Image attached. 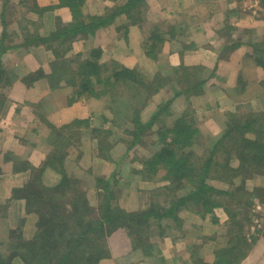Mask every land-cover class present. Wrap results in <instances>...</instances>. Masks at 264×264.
Wrapping results in <instances>:
<instances>
[{
    "label": "trees",
    "instance_id": "16d2710c",
    "mask_svg": "<svg viewBox=\"0 0 264 264\" xmlns=\"http://www.w3.org/2000/svg\"><path fill=\"white\" fill-rule=\"evenodd\" d=\"M6 2L8 0H5ZM83 3L84 0H57L50 6L31 8V11L39 16L60 7H66L71 14L69 24H62L57 20L56 29L48 38L34 36L28 39V44L43 42L53 52L55 60L52 69L53 73L57 74V81L54 82L53 79V82H50L49 90L71 87L77 88L78 91L81 89L82 92H90L97 83L106 86L112 81L111 87L116 83L123 84L126 88L134 90L135 96L138 95L137 97L149 102L158 92L172 89V97L157 105L145 123L139 119L134 120L135 128L128 138L126 136L129 131L123 130L125 138L120 137L119 141H130L128 148L138 143L147 130L149 136L152 135L151 130L156 121L162 120L161 117L170 116L172 123L169 126L164 124L155 131L160 143L153 144L151 158L142 163V168L131 167L123 179L111 175L107 178L98 177L93 181L95 207L89 203L87 195L79 193L77 186L80 185V177L72 178L65 170L59 169V181L47 187L40 180V176L33 179V171L30 170L31 177L25 185L14 189L12 193L18 195L12 196L20 195L28 212L38 216L37 229L30 240L20 232H13L15 243L8 245L6 256L0 249V264H14L16 260H21L23 264H99L101 259L110 257L107 237L118 229L126 232L133 250L141 249L144 255L153 256L156 244L150 240L157 235L167 237L169 225L166 227L165 222H179L180 212L187 211L201 220L208 216L210 222L218 225V215L215 214L221 210L228 217L224 234L219 235V238L210 239H222L223 242L215 245L217 247L211 251V258L207 256L210 261L203 260L204 253H197L191 259V264H240L264 233L257 229L254 234H249L250 240L246 238L249 233L246 227L253 221L249 210L252 200L247 196L243 197L246 177L264 178V113H251L243 117L240 115L241 111L235 110L227 115L218 135H205L204 133L211 131L205 119L215 117L221 120L219 116H211L214 113L211 112L212 109L200 116L190 111V106L178 114L168 111L170 104L177 98L185 96L188 101L201 93L202 83L196 82L193 76L191 79L187 78V75L197 69L189 70L183 67L178 74L166 77L156 71L151 79L137 71L115 66L110 74L102 77L98 71L99 66L87 61L78 62L77 68L74 67L78 71L72 70L67 59L63 57L68 50L64 46L111 22L107 16L84 17L81 11ZM19 4L23 5L24 0H20ZM119 13L121 12L118 11L117 14ZM261 46L257 52L264 58V48ZM257 63L264 69L261 59L257 60ZM82 68L85 71H80ZM195 76L197 78V73ZM4 78L5 72L0 68V87L3 86ZM5 104L4 100L0 101V112L5 109ZM188 104L192 105V102L188 101ZM35 114V117L39 116L38 113ZM69 126L65 125L60 129L48 127L51 130L49 129V135L44 140L51 141L56 148L63 147L64 137L56 131L60 132ZM108 134L110 135V132ZM246 134H252L254 137L249 139ZM196 150H200V155ZM221 153L225 155L224 160ZM50 158L43 166L61 160L53 155H50ZM104 158H108L107 154H104ZM231 160H237L236 167L231 166ZM13 165L16 169L24 168L18 162ZM160 171L165 181L160 192L166 193L164 198L169 200L159 201L158 193H149L148 207L144 210L127 211L120 207V198H126L127 202L132 201L126 196L133 192V182L150 179ZM145 173L147 176L142 177ZM212 182L221 186L217 187L211 184ZM254 191L257 196H264V188L258 187ZM261 203L264 209V198ZM5 206L6 204H1L0 209Z\"/></svg>",
    "mask_w": 264,
    "mask_h": 264
},
{
    "label": "crops",
    "instance_id": "0c3cea01",
    "mask_svg": "<svg viewBox=\"0 0 264 264\" xmlns=\"http://www.w3.org/2000/svg\"><path fill=\"white\" fill-rule=\"evenodd\" d=\"M19 2L8 0L5 3V0H0V68L5 72L0 92L7 99L4 118L10 121L11 126L15 123L21 126L18 143L24 140V145H28L29 141L34 146L40 143L42 132L50 131V125H66L74 117L83 118L84 115H71L70 109L58 106L56 100L59 96L72 94L68 87L49 90V78L57 81V74L52 69L55 60L52 50L43 42L28 44V39L34 36H51L58 19L62 24H69V10L60 7L37 15L31 25L29 19L24 17V24L17 22L15 29L8 23L17 17L3 10L6 6H19ZM81 11L84 17L107 16L111 22L85 37L75 39L70 45L68 43L66 47L69 50L64 53V59L77 58L78 62L87 61L97 65L109 63L121 69L137 71L149 79L161 68H167L172 75L178 74L183 67L197 69L187 78L193 76L196 82L202 83L198 96L202 108L199 113L190 111L200 116L212 109L214 113L211 116L221 118L213 117L212 120L218 130L225 123L227 115L235 110L241 111V116L264 112V69L257 63L259 59L264 63V58L257 52L264 43V0H84ZM118 11L121 13L117 14ZM183 97L175 102L185 110L189 106L193 108L195 96L188 100L192 105L188 104L186 97L183 101ZM50 98L51 105L48 103ZM85 98V110L89 116L91 112L95 114L93 105ZM36 102L43 103L40 112L37 111L39 107L35 110ZM78 109H82L81 106ZM35 112L39 114L38 117H35ZM0 130L4 141L12 137L8 128L1 125ZM16 136L11 140H15ZM7 145L8 150L14 147L10 140ZM147 207L148 202L145 201L139 202L133 209L128 205L122 208L141 211ZM187 220L191 226L198 224V227L195 234L187 236L189 239L184 242V250L179 251L177 239H173V242L169 237L156 239L154 244L163 256V259L158 257V264H173L174 260L179 261L175 263L189 264L195 253H204L211 258V251L220 239L206 237V225L203 223L200 226L201 219L198 223L189 214ZM28 224L27 236L30 237L34 235V227H30L29 221ZM107 244L110 257L99 264L151 262V256L144 255L141 249H132L123 229L109 235ZM240 264H264V238L256 240Z\"/></svg>",
    "mask_w": 264,
    "mask_h": 264
},
{
    "label": "rangeland",
    "instance_id": "374dc122",
    "mask_svg": "<svg viewBox=\"0 0 264 264\" xmlns=\"http://www.w3.org/2000/svg\"><path fill=\"white\" fill-rule=\"evenodd\" d=\"M56 2L57 0H24L23 5L9 8L6 6L5 11L3 10V12H8L9 15H15L17 17V19L12 20L10 23H8V25H13V27L17 29V22L24 24L23 21L28 18L29 20H31H28L29 25H31L30 23L35 21L37 15L31 11V8H34L35 6L36 8H43L46 6H50L51 4H54ZM24 17L26 19H22ZM85 22H87V20H85ZM120 33H122V31H120ZM64 47L66 48V46ZM67 61L68 66H71L72 70L75 69V71H78V69H76L79 61L77 60V58L67 59ZM98 66V71L100 72V75L102 77H105L106 74H110L113 71L112 69L114 67L109 63L107 65L104 63L99 64ZM80 71H85V69L82 68ZM158 71L163 77L171 76V73L168 72L167 68H161ZM67 77L69 78V75H67ZM50 82H53V79L51 77L47 81V84L49 85ZM111 86L112 81L109 85L106 86L97 83L92 87L90 92H82L81 89L78 91L77 88L73 89L71 87H68V89L72 91V94L68 96H65L64 94L62 96H59L58 100H56L58 106H63V108L70 109L71 115H84L83 118L74 117L72 121L66 124L70 125L69 127L60 132L56 131L57 134H60L64 137L62 139L63 147L61 148H56L54 143L44 140V137L46 135H49L48 131L42 132V138L40 139L39 144H34V146H31L28 141V145H24V140L23 143H18V135L21 136L22 134L19 130L21 126L18 123H15V125L11 126L10 121L4 118V109L1 110L0 115L3 116H0V126L2 125V127L8 128V130H10V132L12 133V137L6 139V141H4L5 137L3 136V134L0 133V180L2 182L0 183V203L6 204L5 207H2L0 209V249L4 256L8 254V245H12L13 243H15L13 232H20L22 236H24L27 240H30V238H32L33 236H27L29 233L28 221L30 222V227H34V231L37 229L38 216L28 212L26 203L20 195L17 197L12 196V194H14L15 196L18 195L12 193V191L14 189H19L22 185H25V183L31 177L30 170L33 171V179L40 176V180L47 187H50L51 185H54L59 181V169L65 170L68 176L72 178L80 177V185L77 186V189L79 190V193H84L85 195H87L86 197L88 198L89 203L93 207H95L96 195H93L95 193V190L93 189V181L96 178H107L111 175H115L116 178L123 179L130 172L131 167L136 166L137 168H142V163L151 158V155L154 151L153 144L160 143L155 131L162 127V125L164 124L166 126H169L172 123V120H170V116L166 118H163V116L161 117L162 120L158 119L160 122L156 121L155 126L151 130V133L153 134L149 136L150 133L147 130L141 137V140H139L138 143H136L131 148H128L130 146V141L125 140L124 142H120L119 138H125V136L123 135V130L129 131L126 138H128L129 134L134 131L135 119H139L140 122L145 123L148 117H150L154 112L157 105L161 104V102H166V100L172 97V89L171 91L165 89L162 92H158L157 94L152 96L149 102H145L143 98L137 97L138 95L135 96L136 92L134 90L129 87L126 88L123 84L116 83L113 87ZM89 87L90 86H88V88ZM198 96L199 95L195 96V98L193 99L195 100V102L193 103L194 107L189 108L195 113H199L202 108L200 103L201 100ZM84 97H86L85 99H89V104L93 105V111H95V114H93L94 112H91V115L89 116V113L85 110V103L87 101L84 100ZM1 100H4L5 103H7V99L4 97V94L2 92H0V101ZM48 103L50 105L52 104L51 98L50 100H48ZM53 104L56 105L55 103ZM6 105L7 104H5V107ZM42 105L43 103L38 104L36 102L35 110L37 107H39L37 111L40 112V107L42 108ZM80 106L82 109H78ZM179 110L181 112L185 111L184 108H182L181 105L175 101L170 104L168 109L169 113L171 112L173 114L174 112L175 114H178L177 111ZM42 113L44 112L42 111ZM258 113L260 114L264 112L258 111ZM42 115L45 116L46 114L44 113ZM246 115L248 114H243V117ZM212 120L214 119L205 120V122L208 123V125L211 127V131H209L208 133H204L205 135H218L219 130ZM48 126L49 123L46 127ZM50 126L55 127L53 125ZM63 126L65 125L55 127V129H60ZM108 132H110V135L108 134ZM15 135H17L15 139L16 141L11 140L15 137ZM108 135L110 138L108 137ZM246 136L249 139L254 137V135L252 134H246ZM27 137H29V135H27ZM9 140L14 146L13 147L11 145V147H13L11 150H8L9 146L7 145V143L9 142ZM110 143L112 145H110ZM195 152L200 155V150H196ZM104 154H107L108 158H104ZM30 155L33 156L32 162ZM50 155H53L55 158L61 160H59L58 162L54 161V163L50 162L43 166L45 162H49L47 159H51ZM221 155L224 160L225 155L223 153H221ZM14 162L20 163L24 168L16 169L13 165ZM237 163V160H231L230 162L231 166L233 167H236ZM24 170H26V173L22 172ZM84 176L87 177L85 179H82V177ZM146 176L147 174L145 173L142 177ZM15 181L17 183H14ZM164 183L165 181H163L162 171L153 175L150 179H140L136 183L133 182V186L131 188L133 192H129L126 196L127 198L132 199V201L127 202L126 198H120V207L122 206L125 208L128 205L132 208H135L139 202L147 201L149 203V193H158L159 196L157 197L159 201L169 200L164 198L166 193L160 192L161 187L164 185ZM211 184H214L217 187L221 186L216 182H212ZM258 187L264 188V178H260L258 176H254L253 178L246 177L244 187L245 195H243V197L247 196L251 198L252 205L250 206L249 210L253 215V221L246 227L249 232L248 234H246L247 239H249V234H254L257 229H260L262 232H264V209L261 203L264 196H257V193L254 190ZM218 214H220L217 217L219 220V222L217 223L218 225L210 222L208 216H205L200 224V226L203 223L206 225V228H204V232L206 233V237L209 239L210 237L219 238V235L221 236L224 234L226 227L225 223L227 222L228 217L222 210ZM188 215L189 212L182 211L179 214V218L181 219L179 222L173 223L172 220L165 222L166 227L167 225H169V227H167L166 235L171 239V241L173 239H177L176 243L179 251L184 250V242H188L189 239L187 238V236L192 235L195 233V231H197L198 224H195L194 227L191 226L189 224V220H187ZM191 215L194 216L197 221L199 220L198 217L194 214ZM215 215L217 216V214ZM263 234L261 238H263ZM162 238L164 237L157 235L153 236L150 241L155 243L156 239ZM219 241V243L221 244L223 240L220 239ZM107 248L109 250L108 244ZM161 254L162 253L160 249L158 251L157 247H155V252L153 256H151L150 264H158L160 262L158 257L163 259V256ZM169 257H171V255ZM104 260H106V258L101 259L99 263ZM203 260L210 261L207 258V255L204 256ZM175 262H179L178 260H174L173 264H179ZM14 264H23V262L21 260H16ZM189 264H191V261Z\"/></svg>",
    "mask_w": 264,
    "mask_h": 264
}]
</instances>
